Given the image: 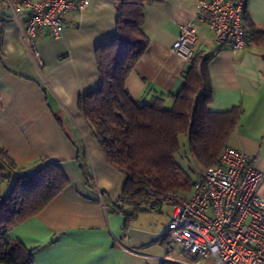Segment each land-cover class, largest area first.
Masks as SVG:
<instances>
[{"label": "crops", "instance_id": "obj_1", "mask_svg": "<svg viewBox=\"0 0 264 264\" xmlns=\"http://www.w3.org/2000/svg\"><path fill=\"white\" fill-rule=\"evenodd\" d=\"M87 1L85 10L69 16L61 37L44 33L38 39L43 61L38 65L24 41L21 12L14 17L9 1L0 0V145L20 166L58 161L69 179L61 193L8 236L34 250L33 264H169L164 258L174 248L164 237L168 226L162 211L134 212L121 201L124 174L106 159L79 108L80 98L99 87L97 49L116 37L119 18L115 0ZM195 11L196 0L146 5L143 31L149 44L126 80L134 100L162 92L165 105L172 106L169 94L179 92L191 63L172 47ZM244 17L264 31V0H249ZM194 22L197 49L218 50L208 65L209 109L242 110L228 145L245 152L263 173L257 190L264 197V42L246 31L245 47L232 52L214 43L207 24ZM201 264L215 263L208 256Z\"/></svg>", "mask_w": 264, "mask_h": 264}, {"label": "trees", "instance_id": "obj_2", "mask_svg": "<svg viewBox=\"0 0 264 264\" xmlns=\"http://www.w3.org/2000/svg\"><path fill=\"white\" fill-rule=\"evenodd\" d=\"M115 1L117 35L98 47L99 87L80 98L79 108L106 159L124 174L121 201L134 207V212L150 211L145 207L150 199L147 187L154 188L157 197L178 189L191 190L193 180L176 160L180 136H187L189 152L200 168L214 165L228 145L242 110L209 109L213 94L208 65L218 50L196 53L183 74L181 89L169 94L172 106L165 105L162 92L144 102L134 100L126 80L149 44L143 31L144 11L146 5L165 0ZM243 22L246 31L264 42V31H257L245 17ZM80 167L91 184L93 179L85 165ZM0 175L10 183L8 194L0 195V262L33 264L34 250L11 239L8 231L41 211L68 186L69 179L58 161L40 159L28 167L20 166L1 145ZM129 226L128 222L125 231ZM164 237L169 245V231Z\"/></svg>", "mask_w": 264, "mask_h": 264}, {"label": "built area", "instance_id": "obj_3", "mask_svg": "<svg viewBox=\"0 0 264 264\" xmlns=\"http://www.w3.org/2000/svg\"><path fill=\"white\" fill-rule=\"evenodd\" d=\"M18 17L25 21L24 41L38 65H43L37 41L44 33L61 37L69 16L83 11L87 0H8ZM249 0H196V11L182 25L172 51L186 61L197 49L199 30L194 20L209 27L214 43L227 45L232 52L243 49L247 33L243 17ZM263 178L250 157L243 151L225 145L216 164L199 168L191 190L150 195L145 207L161 210L170 206L168 231L182 253L201 264L212 257L215 264H264V197L257 187Z\"/></svg>", "mask_w": 264, "mask_h": 264}, {"label": "rangeland", "instance_id": "obj_4", "mask_svg": "<svg viewBox=\"0 0 264 264\" xmlns=\"http://www.w3.org/2000/svg\"><path fill=\"white\" fill-rule=\"evenodd\" d=\"M180 143H181V149L180 152L176 155V160L182 172H184L187 176H189L192 180H194L201 166L195 161V159L191 156L189 152L187 136L185 135L180 136ZM8 183H9L8 179L0 175V195L5 196L6 194H8L9 192L8 185H10V183L9 184ZM178 190L186 194L189 192V191H183L181 189ZM170 210H171L170 206L164 205L161 208V210H150L148 212L157 214L158 212L162 211L161 215L166 220V226H168L169 223L168 213ZM148 212H143V213H148ZM169 246L174 248V250L171 252V255L169 257L164 258V260L171 261L169 264H184V262H188V263L192 262V259L190 257H187L183 253H181L179 249V245L177 243H175L174 241H170Z\"/></svg>", "mask_w": 264, "mask_h": 264}, {"label": "bare ground", "instance_id": "obj_5", "mask_svg": "<svg viewBox=\"0 0 264 264\" xmlns=\"http://www.w3.org/2000/svg\"><path fill=\"white\" fill-rule=\"evenodd\" d=\"M253 162V161H252Z\"/></svg>", "mask_w": 264, "mask_h": 264}]
</instances>
